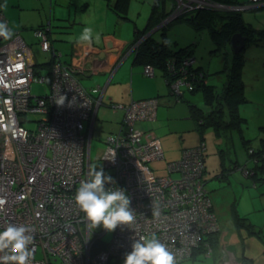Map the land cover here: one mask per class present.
<instances>
[{
  "label": "built area",
  "instance_id": "2783aa9c",
  "mask_svg": "<svg viewBox=\"0 0 264 264\" xmlns=\"http://www.w3.org/2000/svg\"><path fill=\"white\" fill-rule=\"evenodd\" d=\"M172 1V10L160 25L195 8L239 10L264 4V0H247L246 4ZM0 21L8 24L2 12ZM49 27L47 20L34 30L41 50L50 54L46 73L35 70L32 48L18 30L11 28V40L0 38V200L4 201L0 229L12 223L33 230L31 264H109L112 257L124 258L134 240L152 234L173 254L174 264L181 262L204 235L220 228L204 177V142L184 148L179 158L167 161L166 173L158 174L150 162L164 157L161 142L158 137L143 139V130L135 126L137 120L155 118L158 97L113 102L114 108L123 111L121 126L106 136L105 147L96 157L101 164L94 167L90 144L101 103L96 94L100 87L83 86L75 74L77 62L60 60ZM143 37L131 42V49ZM192 61L184 59L170 83L175 97L182 94L183 87H192L187 70ZM143 73L153 76L154 69L145 64ZM33 82H46L49 90L35 94ZM63 96V105H58L56 101ZM4 128L9 130L2 131ZM92 168H102L112 178L105 184L107 190L125 192L136 216L134 223L113 230L110 241L102 238L107 231L103 227L89 231L73 199ZM101 242L103 246L94 248ZM204 245L209 255L207 240ZM220 264L241 263L229 258Z\"/></svg>",
  "mask_w": 264,
  "mask_h": 264
},
{
  "label": "rangeland",
  "instance_id": "374dc122",
  "mask_svg": "<svg viewBox=\"0 0 264 264\" xmlns=\"http://www.w3.org/2000/svg\"><path fill=\"white\" fill-rule=\"evenodd\" d=\"M234 1L243 2L244 4L247 2V0ZM98 2L107 5L108 0H53V5L55 4L53 12L57 13V16L68 17L66 20L64 19L65 22H69L74 17H80V15H89L91 22L100 25V23H104V20L93 14V9ZM152 3L153 0H128L126 2V17H120L116 11L109 7V11L114 15L111 21L108 22L107 20L110 25L109 28L115 30V27H117V30H120L129 25L130 29L132 28L131 32L127 34L128 39L126 40H129L135 25L140 27L145 25ZM165 3L166 8H168L171 0H166ZM84 4H88L87 9L83 8ZM53 12L52 19L55 20L56 16ZM23 13L26 15L36 14L34 10L28 7L23 10ZM45 14L47 17V13ZM241 14L243 19L253 28H264V5L242 9ZM29 31L34 34L33 28H30ZM166 32L167 37L175 47L186 44L193 45L196 64L203 66L209 72V81L220 88L226 80L229 66L233 59V49L230 45L227 42L218 45L212 38L208 26L196 29L191 26L187 19L174 21L168 25ZM253 32L255 37L258 36L257 30ZM117 33L120 34V32ZM153 34L158 38L161 36L159 29H155ZM52 37H54V32H52ZM26 42L29 43L33 51L36 62L35 70L46 73L48 67L44 65L41 67L40 63L49 60V53L41 50L37 38L33 35ZM239 52L242 53L243 58L240 66L243 99L238 103V113L242 118L239 126L227 129L219 128V133L216 132L213 126H206L203 129L204 141L207 143L208 148L205 150V165L207 167L205 177L208 179L207 186L211 190L214 188L210 191L214 199L217 200L216 206L218 210L216 207L215 209L218 219L220 217L219 225L221 228L223 226L236 227L233 221L226 220L227 218L231 219L234 205L235 212L233 213L247 216L255 225L254 227L258 230L260 237L264 238V173L261 171H258L257 175L250 173L249 168H246L247 172L243 171L245 165L249 166L252 164L247 149L250 147L258 149L262 139H264V38L251 41ZM31 90L35 94H45L49 89L46 82H33ZM183 94L203 108L208 107L200 92L190 94L188 90H185ZM176 101L186 102L184 99H176ZM30 117L35 118L36 115L30 114ZM155 118L153 119L156 120L157 118ZM153 119L151 120L154 121ZM182 121L186 120L182 119ZM105 122L104 117L99 113L90 144L94 167L101 164V161L96 160V157L100 156L105 147L107 130L101 126ZM155 130L159 135L164 133L159 128ZM199 133L197 128H190L184 133V142L189 139L196 141ZM162 159H155L150 162L151 166L160 173H164L163 168L167 163V161L164 162ZM232 203L233 205H231ZM112 234L113 231H106L102 238L105 241H110ZM123 261L124 258L116 260L115 257H112L109 264H123ZM214 263L215 259L213 257L199 255L196 258H187L176 264Z\"/></svg>",
  "mask_w": 264,
  "mask_h": 264
},
{
  "label": "crops",
  "instance_id": "0c3cea01",
  "mask_svg": "<svg viewBox=\"0 0 264 264\" xmlns=\"http://www.w3.org/2000/svg\"><path fill=\"white\" fill-rule=\"evenodd\" d=\"M110 1L112 0H108L107 5L98 2L93 9L94 16L104 20V23H100V25L91 22L89 15H80V17H74L69 22H65L68 17L57 16V13L53 12L55 9L53 0H0V12L4 14L11 28L18 30L26 40H30L31 35L35 37L29 31L30 28L35 30L49 20V36L52 47L58 53L60 60L68 63L77 62L79 66H77L75 74L83 86L87 88L100 87L96 94L101 96V103L97 108L92 135L99 113L106 121L101 124L107 130L106 136L120 128L123 111L114 108L111 103H128L131 100L157 96L159 98L155 116L157 119H153L154 121L137 120L135 126L143 130V139L159 138L164 150L162 159L164 162L177 159L184 147L197 144L202 136L199 133L196 141L189 139L184 142L183 140L184 133L195 127L190 106L187 101L178 102L175 100L164 75L159 70L154 76H146L142 71V65L134 62V52L130 43L136 31L145 28L150 13L145 25L143 27L135 25L131 38L126 40L128 39L127 34L132 29L129 25L120 30H117V27L115 30L109 28L110 25L107 20L109 22L114 17L109 11ZM26 7L34 10L36 14H24L23 10ZM83 8L87 9L88 4H84ZM52 12L56 16L55 20L52 19ZM45 13H47V17ZM85 28L93 30V42L90 45L86 42H77ZM52 32H54V37H52ZM108 43H110L109 46ZM100 52H103L104 56H99ZM183 115L184 117H182ZM182 119L186 121L183 122ZM156 128L164 133L159 135L155 130ZM165 166L163 168L164 173H166ZM153 169L158 174H164L156 168ZM205 173H207L206 165L204 177ZM205 179L207 184L208 179L206 177ZM208 190L211 195L212 190L209 187ZM211 198L213 208L216 207L218 210L217 200L214 199L213 195ZM226 220L231 219L227 218ZM229 258L236 259L241 264H264V241L259 233L246 231L245 228L223 226L218 236L217 255L214 264H220L222 260Z\"/></svg>",
  "mask_w": 264,
  "mask_h": 264
},
{
  "label": "trees",
  "instance_id": "16d2710c",
  "mask_svg": "<svg viewBox=\"0 0 264 264\" xmlns=\"http://www.w3.org/2000/svg\"><path fill=\"white\" fill-rule=\"evenodd\" d=\"M127 1L128 0H116L113 2L110 1L109 5L117 12L120 17H126L125 11ZM220 1L227 3L235 2L234 0ZM165 2L166 0H153L150 17L145 28L138 29L136 31L131 42L136 41L141 36L144 37L140 39L138 44L133 49L134 62L140 63L142 65V71L145 64H150L154 69L153 76L155 75L156 71L159 70L160 73L164 75L167 84L170 87V83L179 73V68L183 66L182 61L186 58L193 59L191 64L187 65V70L190 72L191 76L190 80L192 82V87H183V92L180 96L175 97L173 94L172 95L175 97V100L184 99L189 104L190 110L192 111V115L194 117L195 128H197L202 135L198 143L204 142L205 150H207V145L203 136V129L206 126H213L216 132L219 133V128L227 129L237 127L241 121L242 117H240L238 113V103L243 99V84L240 78V66L243 61L242 53L239 51H233V59L231 65L229 66L226 80L223 82L221 87L218 88L214 83L209 81V72H207L200 64H196V57L193 54V45L186 44L184 46L175 47L167 37L166 29L168 25L178 19H187L191 26L195 27L196 29L202 26H208L212 38L218 45L227 42L232 48L230 39L234 33H239L245 37V47L251 41L264 38V28L256 29L246 22L241 14L242 9L229 10L218 8H195L188 12L177 15L166 23L160 25L159 23L171 12L173 8L172 0L168 8H166ZM155 29H159L161 32V36L159 38L153 34ZM151 30L152 32L148 33ZM254 30L258 31V36L256 37L253 32ZM50 61L51 60L49 56V60L41 63V65L49 67ZM185 90H188L191 94L200 92L208 107L203 108L195 101L192 102L189 98L185 97L183 94ZM205 150L203 151L204 164ZM247 152L252 164L249 166L245 165L244 168H249L251 170L250 173H255L256 175L258 174V171L264 173V139H262V143L258 149L250 147L247 149ZM231 205H233V203ZM213 210L216 213L214 208ZM233 212H235L234 205L232 207L231 220L237 228H245L246 231L258 233V230L254 227V224L248 219L247 216H240L237 213L235 215ZM216 219L219 223L217 213ZM219 232L220 228L204 235L202 242H200L199 245L193 249L191 255L187 258L193 259L199 255H202L205 257L211 256L215 259L217 255ZM261 238L264 241V238ZM205 240L208 241L209 246L211 247L212 252L209 255H206V246L204 245ZM100 241L103 240L100 239ZM100 246H103L102 242L97 243L94 248H99ZM118 259L119 258H116V260Z\"/></svg>",
  "mask_w": 264,
  "mask_h": 264
},
{
  "label": "clouds",
  "instance_id": "9594fccd",
  "mask_svg": "<svg viewBox=\"0 0 264 264\" xmlns=\"http://www.w3.org/2000/svg\"><path fill=\"white\" fill-rule=\"evenodd\" d=\"M14 31L6 22L0 21V38L11 40ZM98 38V37H97ZM77 42H93V30L85 28ZM65 97L57 100L63 105ZM4 128L2 131L7 132ZM112 178L104 174L103 169L92 168L88 178L80 182L74 195V203L84 214L89 231L103 227L111 232L121 225L135 222L134 210L130 208V198L123 190L109 191L106 183ZM4 203L0 200V205ZM33 230L26 225L9 223L0 229V264H31L34 252L30 245L34 242ZM123 264H174V257L155 234L140 236L131 245V251L125 254Z\"/></svg>",
  "mask_w": 264,
  "mask_h": 264
},
{
  "label": "water",
  "instance_id": "95a60500",
  "mask_svg": "<svg viewBox=\"0 0 264 264\" xmlns=\"http://www.w3.org/2000/svg\"><path fill=\"white\" fill-rule=\"evenodd\" d=\"M257 6V5H256ZM259 6V5H258ZM254 7V6H253ZM152 32L149 31L148 33ZM230 42H231V45H232V48H233V51L234 52H238L240 51L244 45H245V37L239 33H234L230 39ZM108 46L110 45V43L107 44ZM99 56H104V53L103 52H100L99 53Z\"/></svg>",
  "mask_w": 264,
  "mask_h": 264
}]
</instances>
